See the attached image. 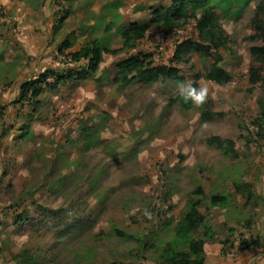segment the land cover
Segmentation results:
<instances>
[{
    "label": "rangeland",
    "instance_id": "1",
    "mask_svg": "<svg viewBox=\"0 0 264 264\" xmlns=\"http://www.w3.org/2000/svg\"><path fill=\"white\" fill-rule=\"evenodd\" d=\"M170 3L0 0V264L155 263L154 247L173 238L198 186L214 234L206 248L220 245L230 259L254 250L264 261V66L250 51L264 45L253 22L259 1L223 2L224 47L180 60L176 46L199 33L193 19L167 31L150 24ZM131 23L149 29L125 49L120 32ZM66 38L75 43L59 53ZM91 40L109 50L95 73L23 96V83L48 68L80 69L85 61L70 54ZM145 54L183 80L126 82L119 64ZM215 63L229 82L206 78ZM193 83L206 98L183 108L178 96ZM211 136L231 140L234 153L209 145ZM211 196L222 200L211 205ZM115 230L147 236L144 259Z\"/></svg>",
    "mask_w": 264,
    "mask_h": 264
},
{
    "label": "trees",
    "instance_id": "2",
    "mask_svg": "<svg viewBox=\"0 0 264 264\" xmlns=\"http://www.w3.org/2000/svg\"><path fill=\"white\" fill-rule=\"evenodd\" d=\"M238 1H240V4L259 1L260 5L256 9L253 22L258 30L263 31L264 24L261 22L260 17L264 13V0H171L169 6L156 9L153 12L154 16L150 24H156L162 31H167L172 28H180L186 25L189 19H193L199 33V40L188 39L180 42L176 46L174 59L180 60L187 53H210V50H218L224 47L226 43L224 30L220 25L215 8L219 7L223 2L232 3ZM148 29L149 23H131L123 28L120 32L122 48L133 49L136 43L146 36ZM74 43L75 41L70 38L64 39L59 45V53L64 54L65 50L72 47ZM250 51L255 61L264 66V45L252 46ZM105 52H109V50L101 47L98 41H89L80 50L70 54L73 62L85 61L80 69L78 67H69L62 70L48 68L45 73L39 75L36 79L23 83V96H27L31 92L30 98L37 99L46 89L53 91L59 84L76 79L84 80L98 70ZM150 56L151 54H145L143 58L135 55L125 59L118 66L119 74L124 76L126 82L135 79L157 82L161 78L175 81L183 80L176 68L165 65H152L151 60L149 62L146 60ZM49 77L53 78V82H47ZM206 78L222 84L229 82L232 79V75L215 63L207 73ZM259 79V75L256 72L252 74V82ZM193 89L197 92V83H193L178 96L183 108H189L192 105L194 100L191 96L186 98V95ZM207 143L221 149L227 148L230 153H234L231 140L211 136L207 139ZM193 194L195 196L188 200L184 215L176 222L173 228V238L161 246H153L158 253L155 259L156 264H205L207 239L214 238L213 232L206 229L204 216L200 212V208L207 205L208 197L201 186H198ZM209 200L211 205H215L222 200V196H211ZM202 230L203 232H199ZM115 233L135 240L137 246L130 254L144 259L141 255L150 246L147 236L137 237L120 230H115ZM115 264L126 263L115 262Z\"/></svg>",
    "mask_w": 264,
    "mask_h": 264
},
{
    "label": "crops",
    "instance_id": "3",
    "mask_svg": "<svg viewBox=\"0 0 264 264\" xmlns=\"http://www.w3.org/2000/svg\"><path fill=\"white\" fill-rule=\"evenodd\" d=\"M206 261L205 264H259L263 262H255L256 257L254 250H246L244 252L240 251V254L237 258L230 259L228 256H223L222 247L220 245H216L213 248H206ZM155 264V263H152Z\"/></svg>",
    "mask_w": 264,
    "mask_h": 264
},
{
    "label": "clouds",
    "instance_id": "4",
    "mask_svg": "<svg viewBox=\"0 0 264 264\" xmlns=\"http://www.w3.org/2000/svg\"><path fill=\"white\" fill-rule=\"evenodd\" d=\"M206 95H207V89H202L201 91H199L198 93L196 92V90H192L190 93H188L186 95V98L188 96H191L192 99L197 102V103H203V101L205 100L206 98Z\"/></svg>",
    "mask_w": 264,
    "mask_h": 264
}]
</instances>
